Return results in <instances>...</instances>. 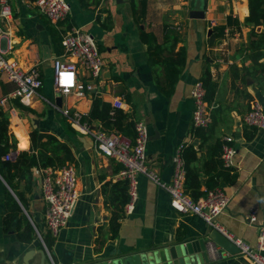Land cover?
Segmentation results:
<instances>
[{
  "label": "crops",
  "instance_id": "0c3cea01",
  "mask_svg": "<svg viewBox=\"0 0 264 264\" xmlns=\"http://www.w3.org/2000/svg\"><path fill=\"white\" fill-rule=\"evenodd\" d=\"M68 1V19L55 25L40 12L35 0H13L12 34L0 40V50L16 58L25 69H38L43 81L38 95L32 97V105L14 101L18 115L9 123V132L17 139L13 159L18 152L30 150L32 130L55 135L72 150L74 159L69 162L76 167L81 196L68 224L53 237L45 223L43 168L34 169L36 186L32 194L25 196L27 206L20 205L35 232L31 240L24 241L17 230L21 214L14 217L9 229L5 227L6 191L17 196L0 175V264H24L25 258H29L28 264H51L49 255L43 259L44 247L36 228L53 241L48 248L58 259L66 254L88 261L116 251H134L138 262L145 264H252L238 251L213 245L209 236L205 239L206 249L199 246L200 251L164 262L165 245L194 241L206 233L209 225L196 214L174 209L169 192L144 174L137 177L135 207L131 213L124 211L118 235L113 238V207L104 186L122 179L121 170H116L120 162L99 152L93 138L71 127L52 105L58 104L57 98L61 97L63 106L83 112L93 127L105 130L100 117L88 118L93 100L114 107V100L123 98L124 107L120 109L134 122L142 119L149 127V166L163 181L171 182L178 150L193 146L197 158L190 166L199 174L202 191L211 173L225 171L223 161L219 162L224 137L231 135L237 153L229 174L235 178L228 180L227 174L219 179L217 186L224 189L230 202L218 221L255 246L264 223V130L247 126L243 116L256 99L264 106V57H257V50L249 45L251 26L245 23L248 0H147L140 20L134 16L131 0ZM197 9L204 12L203 18ZM72 27L91 33L104 57L98 96H62L55 89L56 60L61 54L57 53L53 31L63 37ZM256 29L264 31V25ZM155 49L156 59L184 50L185 61L170 95L158 84L161 64L152 66L150 61ZM207 72L216 83L214 99L209 103L212 122L197 129L191 90ZM14 89L15 85L0 73V96ZM22 139L26 141L23 148ZM24 187L22 181L20 189ZM252 210H256L254 222L248 217Z\"/></svg>",
  "mask_w": 264,
  "mask_h": 264
},
{
  "label": "built area",
  "instance_id": "2783aa9c",
  "mask_svg": "<svg viewBox=\"0 0 264 264\" xmlns=\"http://www.w3.org/2000/svg\"><path fill=\"white\" fill-rule=\"evenodd\" d=\"M40 12L46 15L52 24L64 22L71 12L68 0H35ZM14 20L13 0H0V40L11 36ZM215 25V22H212ZM64 52L56 60L55 89L62 96L73 94L76 97L98 96L105 65L104 57L93 35L80 27H72L62 37ZM0 73L15 85V89L7 95L0 96L1 113H7L9 123L17 117L15 100L32 105V97L38 95L43 86L42 77L36 68L25 69L14 58L0 50ZM191 97L194 102L193 124L195 127L206 128L212 122L210 104L207 100V89L203 80L193 84ZM67 120L69 125L80 133L93 138L96 149L115 159L123 165L119 176L128 181L129 201L125 211L131 213L138 200V175L144 174L150 180L167 190L171 196V205L177 211L198 215L214 230L220 232L238 249V253L247 257L252 264H264V223L259 227L257 244L250 245L225 228L218 217L230 202V197L221 186H216L198 200L193 199L185 190V169L180 147L176 156L175 173L171 182L161 179L160 174L152 169L147 162V144L149 127L142 119L135 122L136 136L132 140L116 130H103L87 120L86 114L67 106L52 103ZM115 108L124 107V99L114 100ZM244 123L250 127L264 130V106L259 100L251 103V108L243 116ZM231 135L224 137L222 145V161L225 167L234 166L237 149ZM17 153L11 151L4 156L11 160ZM41 195L45 202V223L53 237H57L68 224L81 191L78 174L74 164L68 162L60 167L42 169ZM254 222L256 210L248 215ZM44 249L52 260V254L40 231L36 228Z\"/></svg>",
  "mask_w": 264,
  "mask_h": 264
},
{
  "label": "trees",
  "instance_id": "16d2710c",
  "mask_svg": "<svg viewBox=\"0 0 264 264\" xmlns=\"http://www.w3.org/2000/svg\"><path fill=\"white\" fill-rule=\"evenodd\" d=\"M146 1L147 0H131L134 16L137 20L144 17ZM248 4L249 15L245 18V23L251 26L249 33V39L251 40L249 45L251 49L257 50V57L262 58L264 57V31H257L256 28L260 25H264V0H248ZM229 20H232L231 15L229 16ZM236 23L240 24V21L237 19ZM53 32L55 43L57 44V53L62 54L64 50L61 45V34L58 31ZM144 39H149V36H145ZM157 54L158 51L156 49L151 52L150 61L152 66L161 64L162 72H159L160 77L158 79V84L162 92L166 95H170L173 85L176 83L180 74V66L185 61L184 50L181 49L175 55L161 59H156ZM203 82L207 89L206 98L208 102L211 103L215 96L216 83L212 80L209 72L206 73ZM97 117L101 118L105 130H116L132 140L135 138V122L130 114L124 112L122 109L114 108L110 103L101 104L99 99H94L88 118L94 120ZM30 141V150L18 152L15 159H4V156L10 153V151L17 150V139L9 132V118L7 113L2 112L0 118V175L17 196L15 197L9 190L6 191L7 213L4 218V224L6 229H9L14 217L17 214H21L22 216L17 230L19 237L24 241L31 240L35 232L34 226L23 213L20 205L21 203L27 206L25 196L32 194L36 186L33 175L34 169H42L51 166L60 167L74 159L71 148L51 133L32 130L30 132ZM181 155L184 160L185 190L195 200L204 196L208 190L216 187L219 183V179L222 178L223 175L228 174V180L235 178L234 175L229 174L230 167H225V171L220 170L210 174L209 178L206 180L207 188L205 191H202L199 174L190 166L191 162L197 158L195 149L193 146H189L181 151ZM219 163H222V159ZM122 168L123 165L119 163L116 170L120 171ZM22 181L25 182L23 190L20 189ZM104 192L106 195L109 194L108 202L110 199V205L113 207L110 227L112 237L115 238L118 235L120 220L125 214V206L130 199L128 181L119 179L111 185L107 184L104 186ZM44 240L47 246L53 243L49 236H44Z\"/></svg>",
  "mask_w": 264,
  "mask_h": 264
},
{
  "label": "water",
  "instance_id": "95a60500",
  "mask_svg": "<svg viewBox=\"0 0 264 264\" xmlns=\"http://www.w3.org/2000/svg\"><path fill=\"white\" fill-rule=\"evenodd\" d=\"M197 12H201L199 17H204V12L202 10L197 9ZM57 103L59 105H62L61 97L57 98ZM208 236L212 239L211 242L213 243V245H221L231 252L238 251L237 247L232 242L225 238L220 232L214 230L209 226L206 233L194 241L181 240L180 242H174L165 245L163 248L166 250V258L163 261L165 262L167 260H171L172 258H182L188 253L200 251V247L206 249L208 245L205 242V239ZM42 251L43 259H48V253L46 252V250L43 249ZM136 254L137 252L134 251H116L111 253L110 255H104L88 261L76 260L75 258H72L71 256H68L66 254L62 255L60 259L52 255L51 264H145L144 261L142 263L138 262V258L134 257L136 256ZM28 259L29 258H25L24 264H28Z\"/></svg>",
  "mask_w": 264,
  "mask_h": 264
},
{
  "label": "clouds",
  "instance_id": "9594fccd",
  "mask_svg": "<svg viewBox=\"0 0 264 264\" xmlns=\"http://www.w3.org/2000/svg\"><path fill=\"white\" fill-rule=\"evenodd\" d=\"M25 143H26V141H24V140L22 139V143H21L20 147H21V148L25 147Z\"/></svg>",
  "mask_w": 264,
  "mask_h": 264
}]
</instances>
